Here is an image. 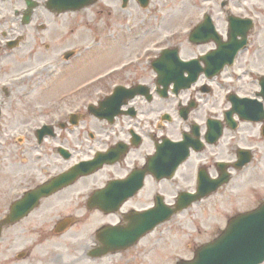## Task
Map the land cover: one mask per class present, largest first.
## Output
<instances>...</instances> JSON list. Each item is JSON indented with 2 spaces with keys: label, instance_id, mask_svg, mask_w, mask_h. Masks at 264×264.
Returning a JSON list of instances; mask_svg holds the SVG:
<instances>
[{
  "label": "flooded vegetation",
  "instance_id": "1",
  "mask_svg": "<svg viewBox=\"0 0 264 264\" xmlns=\"http://www.w3.org/2000/svg\"><path fill=\"white\" fill-rule=\"evenodd\" d=\"M56 1L0 0V109L17 121L6 132L0 122L11 176L0 183V264H142L166 225L261 174L264 71L241 62L260 50L264 1L215 0L175 27L170 0H77L69 10ZM147 23L156 37L137 58L46 99L48 75H75L96 48L124 44L125 30ZM166 48L168 86L154 65ZM48 63L55 71L45 74ZM82 162L87 174L7 220L25 211L15 206L27 192ZM200 192L210 194L189 203Z\"/></svg>",
  "mask_w": 264,
  "mask_h": 264
},
{
  "label": "rangeland",
  "instance_id": "2",
  "mask_svg": "<svg viewBox=\"0 0 264 264\" xmlns=\"http://www.w3.org/2000/svg\"><path fill=\"white\" fill-rule=\"evenodd\" d=\"M201 6H215V0L213 3L205 2L202 5L195 4V0H170V15L174 16L173 20L170 21V27L180 24L184 13L193 12L196 7ZM166 15L167 18L162 25L163 30L159 31L160 34L168 29L166 25L169 23V14L166 13ZM148 25L147 23L145 26H136L132 31L125 30L123 42H126L124 44H117L111 41L110 45L96 48L87 62H78L75 75H71L70 71L69 73H62L61 76L56 78L54 75H48L46 83V94L48 96L46 99L59 92L56 89H67L77 84V86H82L88 83L91 80L90 78L96 76V74L102 73L106 69L109 71L114 65H121L131 58H137L139 51L145 49L143 45L156 37V35L147 32L146 27ZM142 30L144 33L139 42L133 40L134 37L129 35ZM114 46L119 47L120 53L116 55L115 53L106 52L107 47H110L111 50ZM257 49L260 50L251 56L247 54L246 58L244 57L245 60L241 62L245 70L248 69L249 60L250 68L259 69V66L264 71V34L259 38ZM258 52L260 53L257 54ZM54 65L43 64V66H46L45 74L54 72ZM22 74L18 73L13 78L20 77ZM62 80L63 83H61ZM12 82H17V80H12ZM11 113L12 110H4L3 115L0 117V122L5 124V132L10 125L17 123L11 117ZM22 117L20 115V120H22ZM5 157L6 152H4L3 161H0V183L8 182L11 178L9 174L10 168L7 166ZM2 162L3 164H1ZM262 170L264 171V167L261 169V174L257 172L258 174L254 175L253 180L249 179L243 185H240L238 189L235 187L233 190L227 191V193L231 194V197H220L221 193L212 196L203 203L185 211L183 215L177 218V222L173 221L170 222V226L166 225L165 227L170 230V235L167 238H163L159 234L157 250L141 255L142 264H175L177 259L193 257L198 246L214 238L220 229L225 228L227 220L237 213L245 211L247 207L259 205L264 200V174ZM219 197L220 199L218 200Z\"/></svg>",
  "mask_w": 264,
  "mask_h": 264
},
{
  "label": "water",
  "instance_id": "3",
  "mask_svg": "<svg viewBox=\"0 0 264 264\" xmlns=\"http://www.w3.org/2000/svg\"><path fill=\"white\" fill-rule=\"evenodd\" d=\"M165 80L168 74L160 71ZM76 167L46 183L30 196V203L60 189L76 177ZM29 204V202H28ZM28 209L31 206H26ZM264 262V203L257 209L239 214L214 241L198 248L191 260L178 264H261Z\"/></svg>",
  "mask_w": 264,
  "mask_h": 264
}]
</instances>
